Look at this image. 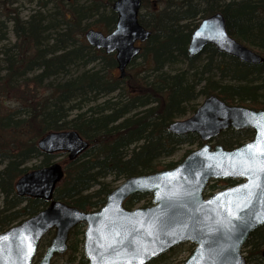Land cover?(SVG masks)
Here are the masks:
<instances>
[{"label": "trees", "instance_id": "obj_1", "mask_svg": "<svg viewBox=\"0 0 264 264\" xmlns=\"http://www.w3.org/2000/svg\"><path fill=\"white\" fill-rule=\"evenodd\" d=\"M19 1L0 0V45L9 40V25L16 38L14 44L0 47V63L6 66L0 71V233L47 207L42 200L18 196L15 184L27 172L53 163L56 155L43 153L38 146L51 132L75 130L90 143L76 160L65 164L55 198L91 212L103 207L114 189L106 178L124 181L173 168L181 161L166 158L180 144L202 145L194 134L178 137L168 131L172 122L196 112L200 97L216 95L229 105L264 109V63L245 64L210 45L202 53L210 61L201 71H165L183 61L192 70L202 54L189 57L191 35L202 19L216 13L224 15L233 38L257 47L264 56V0H143L140 23L152 35L123 78L115 75V57L90 46L84 37L93 27L106 32L115 28L117 15L111 10L106 16L103 10L112 9L116 0H88L85 5L76 0H38L39 9L26 19L20 16ZM100 60L107 62L86 68ZM214 70L220 73L219 81L209 76ZM117 92L113 99L96 104L100 97ZM252 138L251 130L229 129L216 141L234 149ZM38 158L39 164L31 166ZM238 182L227 181L228 186ZM147 198L145 206L152 205L151 195L138 194L125 207L133 209ZM84 230L81 224L71 231L64 264H88ZM47 246L44 241L38 257ZM180 249L157 261L178 256ZM263 251L264 227L252 233L244 247L247 264H264Z\"/></svg>", "mask_w": 264, "mask_h": 264}, {"label": "water", "instance_id": "obj_2", "mask_svg": "<svg viewBox=\"0 0 264 264\" xmlns=\"http://www.w3.org/2000/svg\"><path fill=\"white\" fill-rule=\"evenodd\" d=\"M142 0H116L115 29L105 34L90 29L85 38L90 46L115 54L121 77L142 52L152 32L139 20ZM251 65L264 57L233 38L222 13L204 18L193 31L189 57L203 53L207 46ZM259 125V127H258ZM228 129L252 130L251 141L234 149L211 145L210 141ZM264 109L229 105L216 95L204 99L189 118L172 122L168 131L178 137L195 134L203 142L177 166L126 179L106 197V204L85 212L55 198L65 169L54 162L29 171L15 185L18 196L39 199L48 206L0 233V264H52L68 251L71 231L85 225L83 254L88 264H151L185 243L194 245L183 264H247L242 251L252 233L264 227V171L259 163L264 152L248 149L260 141L264 148ZM46 154H67L76 160L90 143L77 131H55L38 142ZM257 158L248 162V153ZM247 172V174H242ZM212 180H242V183L205 198ZM256 183L254 195L245 203L244 185ZM149 194L153 205L127 209L132 196ZM239 206V207H238ZM53 232L42 258L36 263L44 238ZM139 249L134 258L132 253ZM146 249V251H145ZM264 258V251H263Z\"/></svg>", "mask_w": 264, "mask_h": 264}, {"label": "rangeland", "instance_id": "obj_3", "mask_svg": "<svg viewBox=\"0 0 264 264\" xmlns=\"http://www.w3.org/2000/svg\"><path fill=\"white\" fill-rule=\"evenodd\" d=\"M4 1V0H3ZM77 3L79 4H86L88 2V0H76ZM18 6V10H19V13H20V16L23 18V19H26L28 18V16L30 14H32L34 11L38 10L39 9V4H38V0H20L19 3L17 4ZM112 9H105L103 10V13L108 16L110 14ZM96 19H98V17H95L93 18V20L96 21ZM93 20H90L89 22L93 21ZM10 27V32H9V40L8 41H5L3 44L1 45H12L16 42V38L14 37L13 35V32H12V26L9 25ZM91 29V28H90ZM94 29V27H93ZM99 31H102V30H99ZM104 33H106V31H103ZM0 45V47H1ZM250 49H252L253 51L258 52V48L255 47V46H251L249 47ZM206 55V54H205ZM201 55L193 64L192 66V70H190V64L187 62V61H183V62H180L178 64H175V65H170L168 66L165 71L169 72V73H172V72H180V71H184V70H189L191 73H193L194 71H201L203 66L206 65L209 61H210V58L208 55ZM111 56V55H110ZM1 60V58H0ZM214 64L217 62L218 64V61H219V58H215L214 59ZM107 62V60L105 61H97L95 62L93 65H89L88 67H86L87 69H90V68H98V67H101L102 64H105ZM5 64L3 63H0V71H3L5 69ZM129 69V68H128ZM127 69V71H128ZM80 71V69H77V70H74V74H78ZM114 72H115V75H120L119 74V71L117 70V68L115 67L114 69ZM36 74V72H35ZM211 74H213V76L216 78L217 81H219L220 79V73L218 70H214L212 73L209 74V76H211ZM34 74H30L28 76L29 79L33 78ZM208 77V76H207ZM225 80L227 82L225 83H228L229 82V78H225ZM119 95V92L115 93V94H112V95H109V96H104V97H100V99L97 101L96 104H103V102H105L107 99H113L114 97L118 96ZM204 97H200L197 101V103H199V106L203 103L204 101ZM10 105H14V101H10L9 102ZM12 107V106H10ZM192 115L186 117V118H183V119H187L189 117H191ZM183 119H179V120H183ZM67 131V130H66ZM211 144L212 145H215L217 144V141L216 139L211 141ZM200 146L198 145V143H195V144H188V143H185V144H180L178 146V148L176 149L174 155L172 157H169V158H166L168 161L170 162H179V161H182L185 156H187L189 153H191L192 151H195L197 149H199ZM41 161L40 158L38 159H35L33 161H31L30 165H36V164H39V162ZM52 161L54 162H58V163H61V165L65 166V164L68 162V156L66 154H59V155H56ZM3 168V164L0 163V170ZM105 182L106 183H109L111 184V186L113 188H116L118 187L120 184H122L123 180H118L116 179L114 176H111V177H108L105 179ZM211 185H217L218 187L215 188L214 190H211L210 189V186L208 187L207 189V194L208 195H211L213 193H216V192H219L221 190H224L227 188L228 186V183L226 180H216V181H213L211 182ZM229 188V187H228ZM97 189V187L93 188V190ZM148 198L147 200L141 202L140 204H138L137 207H142V206H145V204L148 203ZM3 207V196L0 194V210L2 209ZM54 233H50L48 236L45 237L44 241H46L47 243L50 242V240L52 239ZM43 241V242H44ZM180 251L181 253L178 255V256H171L169 257L168 259L166 260H161V261H157L155 262L154 264H168V263H171V264H180L182 263L184 260H186L190 254L192 253L193 249H194V245L191 244V243H185L183 245L180 246ZM46 249V248H45ZM44 249V250H45ZM67 253H65L64 255H58L56 256L53 261H52V264H64L66 259L67 258H62L63 256H65ZM40 260V257L37 258V261Z\"/></svg>", "mask_w": 264, "mask_h": 264}, {"label": "snow or ice", "instance_id": "obj_4", "mask_svg": "<svg viewBox=\"0 0 264 264\" xmlns=\"http://www.w3.org/2000/svg\"><path fill=\"white\" fill-rule=\"evenodd\" d=\"M258 127H259V125H258ZM262 130H264V129H262ZM247 147H248V149L253 150V151L259 150L260 152H264V148H261V147H260V141H259V140L257 141L256 144L248 145ZM256 161H257V158H256V157L252 154V152L250 151V152L248 153V161L245 162L246 166H247L248 162H253V163H255ZM259 168H260L261 171H264V161H261V162L259 163ZM242 174H247V172L242 173ZM243 187L246 188V189H248V192H247L246 195L243 197V201H244L245 203H248V202H250L251 197L254 195L252 189H254V188H255V189H259V188L261 187V185L256 184V183H252V184H250V185H244ZM238 207H239V206H238ZM145 251H146V249H145ZM138 253H139V249H135V250L133 251V253H132V256L135 258V257L138 255Z\"/></svg>", "mask_w": 264, "mask_h": 264}]
</instances>
